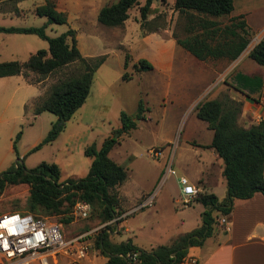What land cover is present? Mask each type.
I'll return each instance as SVG.
<instances>
[{
  "label": "rangeland",
  "instance_id": "obj_1",
  "mask_svg": "<svg viewBox=\"0 0 264 264\" xmlns=\"http://www.w3.org/2000/svg\"><path fill=\"white\" fill-rule=\"evenodd\" d=\"M116 1L55 0L56 7L66 13L67 22L48 24L45 28L46 35L55 37L70 28L74 29L76 45L81 54L85 57L105 55V60L93 76L84 104L66 121L64 130L52 142L33 150L46 137L57 116L48 111L35 115L30 108L31 104L42 99L54 84L80 72L82 64L72 63L53 71L45 78L29 71H26V76L20 74L0 78V174L16 167L17 162L25 169H31L41 162H54L61 169L60 180L86 177L90 164V158L84 153L86 146L92 142L99 146L108 137L116 138L120 132L119 126H122V112L133 119L137 128L120 134L119 144L113 149L111 157L120 162L135 153L137 156L141 154L133 156L134 172L141 168L144 172L145 169L151 171L159 162V159L146 156L148 147H163L170 151L172 145L179 143V152L184 154L182 146H185L187 137L193 135L197 139H206L209 128L203 127L202 124L206 122L195 115L189 117L191 111L187 107V100L190 99L188 95H192V92L203 85L206 78L201 74L209 75L210 58L197 59L178 45L176 39L190 38L196 34L205 36V29L201 26L202 19L215 20L222 29L228 23L227 16L189 17L174 9V0H152L146 21L142 25L140 7L145 0H138V4L129 9V17L123 25L108 27L100 24L97 20L100 8ZM43 3L45 0H0V26L44 25L46 17L34 13L35 7ZM221 34L222 32L220 35L219 32L207 35L208 42L215 45L222 40ZM3 36H6L4 40ZM68 42L71 43V40ZM47 48L48 42L35 34L0 33V62H21L30 52ZM167 51L174 55L168 73L154 64L156 60L165 62ZM142 58L155 67L137 71L134 64ZM124 73L127 75L126 80L122 79ZM208 81L201 101L211 98L213 91L222 84L220 80L212 81L210 76ZM227 90L220 92L217 98L230 96V91ZM28 100L30 101L25 107ZM139 102L142 103L140 113ZM240 118L241 116L239 120ZM18 133L20 136L16 139ZM165 139H170V142H164ZM169 179L170 177L168 182ZM166 189L167 193L174 192L173 186L169 184ZM28 195V184H6L0 195V214L28 211ZM165 205L159 213H155L153 207H146L129 216L131 222L136 221L141 212L150 214L144 223L141 237L150 236L155 246L165 245L173 234L183 229L177 220L179 216L169 207L168 202ZM177 209L182 210L180 207ZM97 211L89 206L86 216H73L69 223L63 221L71 214L69 212L45 217L57 222L64 235L89 231V241L93 243L104 224ZM188 214L195 215L191 209H186L183 216ZM159 215L161 216L158 217ZM216 215L218 218L222 216L220 212ZM220 234H224L222 230Z\"/></svg>",
  "mask_w": 264,
  "mask_h": 264
},
{
  "label": "trees",
  "instance_id": "obj_2",
  "mask_svg": "<svg viewBox=\"0 0 264 264\" xmlns=\"http://www.w3.org/2000/svg\"><path fill=\"white\" fill-rule=\"evenodd\" d=\"M152 0H145L140 7L143 22ZM138 4V0H117L105 5L97 13L100 24L108 27H118L129 17V9ZM174 9L189 17L194 15L222 16L228 15L233 9V0H174ZM34 13L46 17L47 21L40 27H4L0 32L35 34L48 42V48L31 53L24 62L9 60L0 62V77L23 74L26 71L45 78L53 71L66 67L72 63L82 64L80 72L63 79L51 86L43 98L34 101L31 109L35 115L48 111L57 116L52 122L46 137L33 150L50 143L57 138L64 129L73 113L82 106L90 92L94 73L103 64L105 55L85 57L76 45L75 30L68 29L55 37H48L45 28L48 24H64L67 15L56 7L55 0H45L37 5ZM243 16L232 17L222 29L215 20H201V26L206 35L196 34L190 38L176 39V43L189 51L199 60L207 58L226 57L235 59L246 47L251 35L250 28ZM222 32L221 41L212 45L207 35ZM208 33V34H207ZM71 40V43L68 40ZM249 57L258 64H264V37L251 49ZM127 66V59L124 63ZM137 71L150 70L152 64L142 58L134 64ZM124 73L122 79L126 80ZM130 78V77H129ZM232 86L239 90L250 92L260 88L261 79L258 76H247L237 73L233 77ZM30 83V82H29ZM139 113L142 103L138 104ZM242 102L225 95L222 98L204 99L195 107V115L206 122L212 130L211 142L204 146L213 148L223 161L222 174L226 180L227 195L221 202L212 193L199 194L197 197L206 209L202 213L201 226L179 235L171 245H158L149 250L131 243V240L119 243L111 240V232L120 220L108 223L120 215L119 198L115 191L126 177L127 170L113 161L108 153L117 144L122 132L128 133L136 127L133 119L126 113H121L122 126L119 135L104 139L98 147L92 142L86 146L84 153L91 157V164L86 177L68 178L60 180V168L55 163L41 162L31 169H25L17 162L13 167L0 174V195L6 184H28L29 195L26 209L35 215L47 216L64 212L71 213L78 200L84 201L93 209H97L100 220L105 224L96 234L93 248L104 255L105 264H182L186 258L188 248L202 245L211 236L216 224L214 211L228 215L233 208L235 199H248L255 192L264 195V119L248 127L239 124ZM20 133L17 134L18 139ZM16 140L14 141L15 148ZM70 214L64 218L65 223L71 222ZM136 253L133 262V254Z\"/></svg>",
  "mask_w": 264,
  "mask_h": 264
},
{
  "label": "crops",
  "instance_id": "obj_3",
  "mask_svg": "<svg viewBox=\"0 0 264 264\" xmlns=\"http://www.w3.org/2000/svg\"><path fill=\"white\" fill-rule=\"evenodd\" d=\"M226 16L228 20L232 17L243 16L242 18L246 21L251 32L249 42L243 51L233 60L226 57L210 58L209 75L201 74L206 79L200 88L192 92V95H188L190 99L187 100V107L191 111L189 117L195 115V107L201 101V95L208 86L210 76L212 81L220 80L222 84L213 91L212 97L209 99L217 98L220 92H225L229 88L227 91H230V97L242 102L239 124L242 123V126L248 127L251 124L257 123L261 118L264 119V64H258L249 57L251 49L264 37V0H233V9ZM0 33L6 34L4 32ZM5 37L3 36V40ZM34 52H30L28 56ZM166 54L165 62L156 60L154 64L157 67L163 68L168 73L174 61V55L171 51L170 53L167 51ZM154 64L153 67H155ZM237 73L247 76H258L261 79L260 88L251 91L249 96L247 95L248 90L236 89L231 83L235 84L233 77ZM29 101H27L25 107ZM202 125L208 129L207 124ZM136 128L137 126L134 129ZM208 131L210 132H208L205 140L194 138L193 135L187 137L185 146H182V150L184 149L185 152L184 154L179 152L181 151L179 143H176L174 146L170 145V151H166V149L161 147L163 148L162 155L157 158L159 162L156 164L155 169L151 171L145 169L144 172V169L141 168L134 172L132 169V164L135 160L133 156L138 157L141 154L137 156V153H135L132 157L122 159L119 162L111 157V153L117 145L109 151V157L127 170L125 181L115 189L119 198V206L122 208L120 215H125L121 216L118 225L111 232V240L113 242L119 243L121 241H127L132 236V244L146 250L153 248L155 245L152 239H150V236L141 237L144 223L147 222V217L150 214L146 215L147 212H141V215L139 214L138 216L137 214L138 219L131 222L129 221V216L146 207H153L154 212L159 213L166 206L165 202L170 204L169 207L179 216L177 220L180 226H183L180 227L183 229L173 234L170 241L165 245L173 244L179 235L201 226L202 213L206 207L197 198L187 206L181 204L179 195L180 186L178 182L179 175L187 176L190 182L199 188V194L212 193L217 197L219 202L224 200L227 195V185L222 174L223 161L213 148L204 147L212 139V130L209 129ZM164 142L169 143L170 139H165ZM89 158L91 164L92 159L91 157ZM169 158L172 159V164L177 170V175L168 176L162 181L161 174L163 167ZM167 184L173 186V193H167ZM152 192H155V196L151 206L132 211L133 208L138 206ZM179 207L182 210H176ZM186 209H191L195 215L190 216L188 214L187 216H183ZM217 213L218 211L213 212L216 224H214L212 235L207 237L202 245L189 247L182 264H193L191 262L192 260L196 261L195 264H264V195L258 191L248 199H235L232 211L228 214L229 224L226 228L219 225ZM105 224L107 223H104L103 226ZM220 229L223 231V235L220 234ZM73 236L74 234L65 233V237L67 238ZM106 260L107 258L104 255L93 248L83 260V264H105Z\"/></svg>",
  "mask_w": 264,
  "mask_h": 264
},
{
  "label": "built area",
  "instance_id": "obj_4",
  "mask_svg": "<svg viewBox=\"0 0 264 264\" xmlns=\"http://www.w3.org/2000/svg\"><path fill=\"white\" fill-rule=\"evenodd\" d=\"M162 151L161 147H150L146 150V155L157 159ZM170 175H177L171 158L164 164L162 181ZM178 182L181 204L187 206L199 196L200 190L185 175H179ZM154 196L155 192L148 194L132 211L151 206ZM88 210L89 205L78 200L71 215L86 216ZM124 215L116 216L108 223L116 225V221ZM217 221L226 228L229 224L228 215L222 214ZM89 236L90 232L86 231L67 238L62 234L58 223L47 217L26 211L4 212L0 214V264H83V260L93 249ZM135 256L136 253L133 254V262L136 261ZM191 262L195 264L196 261Z\"/></svg>",
  "mask_w": 264,
  "mask_h": 264
}]
</instances>
